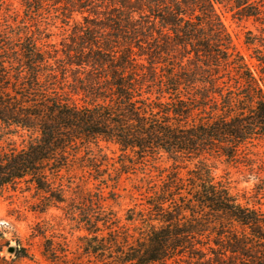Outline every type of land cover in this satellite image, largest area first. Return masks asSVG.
I'll return each instance as SVG.
<instances>
[{"label": "trees", "instance_id": "16d2710c", "mask_svg": "<svg viewBox=\"0 0 264 264\" xmlns=\"http://www.w3.org/2000/svg\"><path fill=\"white\" fill-rule=\"evenodd\" d=\"M217 5L264 34V0H0V136L29 138L0 147V192L68 204L87 264H264V213L212 173L264 140V66L236 52ZM148 166L121 219L108 202ZM57 251L46 241V261L68 264Z\"/></svg>", "mask_w": 264, "mask_h": 264}, {"label": "rangeland", "instance_id": "374dc122", "mask_svg": "<svg viewBox=\"0 0 264 264\" xmlns=\"http://www.w3.org/2000/svg\"><path fill=\"white\" fill-rule=\"evenodd\" d=\"M15 7L19 10V16L23 17V9L19 1L15 2ZM216 11L231 37L236 52L243 56L253 70L264 66L262 26L253 19L238 18L228 6L217 5ZM59 17L62 19L61 16ZM76 20H81V17L76 16ZM46 22L54 25L51 27L56 33L53 41L59 43L63 38L62 35L65 34L63 32L65 25L61 20L52 18H48ZM28 141L29 138L22 137L21 134L0 136V147L22 148ZM106 150L109 157L117 161L120 155L117 148L109 146ZM212 163L214 167L212 173L216 180L229 182L233 194L241 203L264 213V140L250 147L245 157L237 163H227L225 160H212ZM170 166L171 163H164L162 167ZM76 173L81 174L80 171H76L71 175ZM181 174L185 176L187 170H181ZM157 175L158 172L151 166L138 168L135 174L123 175L116 190L119 198L108 202V205L118 213V217L125 219L130 209L142 203L141 193H144L145 189L141 193L136 190L137 186L142 185L141 179H148L149 176L157 177ZM75 186L76 184L73 188ZM110 190H103L106 196ZM39 198L35 191L25 184L8 187L0 192V264H51L43 255L46 241H50L59 255L67 257L68 264H87L86 259L80 256V238L84 232L76 229L75 221L71 220L69 205L51 207L43 212L37 207L40 203ZM68 198L74 196L68 194ZM123 222L126 224L124 220ZM21 253L28 255V258L21 257L23 256Z\"/></svg>", "mask_w": 264, "mask_h": 264}, {"label": "water", "instance_id": "95a60500", "mask_svg": "<svg viewBox=\"0 0 264 264\" xmlns=\"http://www.w3.org/2000/svg\"><path fill=\"white\" fill-rule=\"evenodd\" d=\"M12 250H15V249H12Z\"/></svg>", "mask_w": 264, "mask_h": 264}]
</instances>
